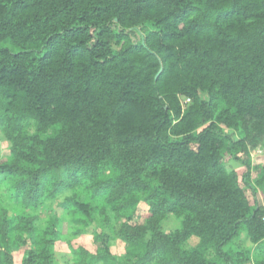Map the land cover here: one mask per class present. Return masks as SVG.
Listing matches in <instances>:
<instances>
[{
  "label": "trees",
  "instance_id": "1",
  "mask_svg": "<svg viewBox=\"0 0 264 264\" xmlns=\"http://www.w3.org/2000/svg\"><path fill=\"white\" fill-rule=\"evenodd\" d=\"M0 139V264H264V0H0Z\"/></svg>",
  "mask_w": 264,
  "mask_h": 264
},
{
  "label": "rangeland",
  "instance_id": "2",
  "mask_svg": "<svg viewBox=\"0 0 264 264\" xmlns=\"http://www.w3.org/2000/svg\"><path fill=\"white\" fill-rule=\"evenodd\" d=\"M8 154V148L4 142L0 139V159L4 158ZM252 159L255 163H261L264 160V150L261 148L257 152L252 154ZM229 169H236L239 176L241 177L244 169L240 167L238 164H234L230 162L228 164ZM255 177V175H254ZM256 178V177H255ZM249 199H251V195L249 194ZM62 218V241L56 245V259L58 264H73V254H72V247L75 248L77 245L88 246L89 249H92L89 240H90V233L93 228L88 229L85 235H75L77 228L79 227V223L71 219V217L66 213L59 214ZM172 224V223H170ZM178 227V225H177ZM174 228V226H173ZM197 242L196 238H193L190 243ZM193 244V243H192ZM232 247L236 248L237 250H243L245 248L251 247V244L246 239L245 236H242L239 240H236L232 243ZM117 252L121 255L124 253V250L119 248L116 249Z\"/></svg>",
  "mask_w": 264,
  "mask_h": 264
},
{
  "label": "built area",
  "instance_id": "3",
  "mask_svg": "<svg viewBox=\"0 0 264 264\" xmlns=\"http://www.w3.org/2000/svg\"><path fill=\"white\" fill-rule=\"evenodd\" d=\"M190 102V100L189 99H187V100H185V102L184 103H189Z\"/></svg>",
  "mask_w": 264,
  "mask_h": 264
}]
</instances>
